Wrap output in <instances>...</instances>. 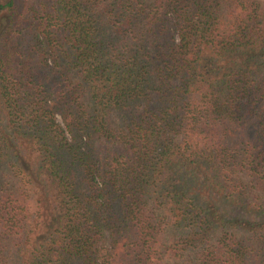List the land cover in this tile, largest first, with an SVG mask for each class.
I'll list each match as a JSON object with an SVG mask.
<instances>
[{"label":"trees","instance_id":"trees-1","mask_svg":"<svg viewBox=\"0 0 264 264\" xmlns=\"http://www.w3.org/2000/svg\"><path fill=\"white\" fill-rule=\"evenodd\" d=\"M0 264H264V0H0Z\"/></svg>","mask_w":264,"mask_h":264},{"label":"rangeland","instance_id":"rangeland-1","mask_svg":"<svg viewBox=\"0 0 264 264\" xmlns=\"http://www.w3.org/2000/svg\"><path fill=\"white\" fill-rule=\"evenodd\" d=\"M111 121H110V124L113 126V125H118V123L121 122V119L120 117H113V118H110Z\"/></svg>","mask_w":264,"mask_h":264}]
</instances>
